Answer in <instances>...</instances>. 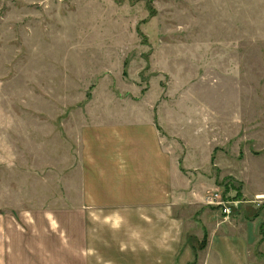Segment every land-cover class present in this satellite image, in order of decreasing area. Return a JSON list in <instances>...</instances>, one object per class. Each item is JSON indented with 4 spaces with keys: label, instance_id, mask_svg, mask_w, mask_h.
<instances>
[{
    "label": "rangeland",
    "instance_id": "1",
    "mask_svg": "<svg viewBox=\"0 0 264 264\" xmlns=\"http://www.w3.org/2000/svg\"><path fill=\"white\" fill-rule=\"evenodd\" d=\"M141 119L195 189L260 185L264 0H0L8 264H131L116 207H87L80 156L94 129Z\"/></svg>",
    "mask_w": 264,
    "mask_h": 264
},
{
    "label": "crops",
    "instance_id": "2",
    "mask_svg": "<svg viewBox=\"0 0 264 264\" xmlns=\"http://www.w3.org/2000/svg\"><path fill=\"white\" fill-rule=\"evenodd\" d=\"M92 132L101 133V140L91 135L79 173L85 176L88 209L116 207L111 210L118 214L115 259L131 264H264V181L258 179L260 185L249 189L253 177L246 176L243 203L224 217L205 203L217 188L204 193L205 180L199 176L200 190L188 183L192 178L175 168L173 154L150 120H126ZM7 224L0 214V264H8ZM115 245L104 248L114 254Z\"/></svg>",
    "mask_w": 264,
    "mask_h": 264
},
{
    "label": "built area",
    "instance_id": "3",
    "mask_svg": "<svg viewBox=\"0 0 264 264\" xmlns=\"http://www.w3.org/2000/svg\"><path fill=\"white\" fill-rule=\"evenodd\" d=\"M205 203L209 206L219 208L224 217H229L233 210L243 203V200L237 198L232 199V197L230 198L228 195L215 190L211 192L209 196H206Z\"/></svg>",
    "mask_w": 264,
    "mask_h": 264
},
{
    "label": "trees",
    "instance_id": "4",
    "mask_svg": "<svg viewBox=\"0 0 264 264\" xmlns=\"http://www.w3.org/2000/svg\"><path fill=\"white\" fill-rule=\"evenodd\" d=\"M225 191L228 192V189H226ZM226 192H225V193H226ZM240 197H241V193H240V191H239V192L237 193V197H236V198H240Z\"/></svg>",
    "mask_w": 264,
    "mask_h": 264
}]
</instances>
